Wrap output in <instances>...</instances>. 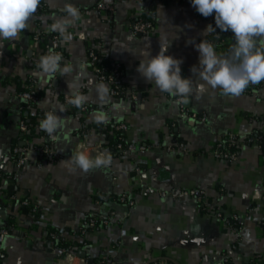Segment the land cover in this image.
<instances>
[{
    "label": "crops",
    "instance_id": "1",
    "mask_svg": "<svg viewBox=\"0 0 264 264\" xmlns=\"http://www.w3.org/2000/svg\"><path fill=\"white\" fill-rule=\"evenodd\" d=\"M101 1L115 11L98 10ZM45 2L41 17L33 15L17 37L0 42V228L9 231L0 264H100L103 259L107 264L158 259L176 264H264V146L243 141L234 160L215 153L229 133L244 140L263 136L264 82L238 96L210 87L202 94L193 92L183 105L206 115L204 121L186 116L178 97L145 80L137 71L141 50L156 55L170 44L166 54L182 59V76L203 83L192 71L199 63L194 45L210 42L211 32L204 34V29L211 21L189 1L175 0H70L80 17L68 29L71 41L60 36V64L71 71L41 74L45 46L33 35L40 31L48 39L59 34L49 26L66 15L65 0ZM150 12L154 30L133 34L132 22ZM229 32L222 44L210 42L217 54L230 52L235 38ZM91 47L105 61L121 64L124 95L112 96L109 84L87 64ZM30 82L39 99L25 110L19 93ZM70 83L79 86V94L87 96L83 103L92 109L64 103V96L72 95ZM51 109L62 122L55 134L35 128L32 139L24 137L22 116L30 114L39 125ZM121 123L127 129L117 131ZM119 136L146 149L116 152L113 145ZM26 139L50 144L59 157L41 162L29 149L26 164L19 166L13 147L24 146ZM80 141L101 145L113 157L112 164L88 171L66 167L61 161L76 155ZM124 194H131L135 203L121 201ZM23 199L37 205V213ZM110 212L116 213L117 223L82 229L91 215ZM218 212L238 222L229 225ZM61 242L71 244L78 255L61 261Z\"/></svg>",
    "mask_w": 264,
    "mask_h": 264
},
{
    "label": "clouds",
    "instance_id": "2",
    "mask_svg": "<svg viewBox=\"0 0 264 264\" xmlns=\"http://www.w3.org/2000/svg\"><path fill=\"white\" fill-rule=\"evenodd\" d=\"M41 0H0V42L12 40L28 27ZM195 10L204 17L214 15L215 26L208 24V32L231 31L235 38L227 55L217 54L214 45L202 40L195 44L199 53L198 66L192 71L202 84H195L190 77L181 74L182 59L167 55L170 44L160 47L156 55L141 50L137 71L145 80L155 83L162 91L185 102L193 92L203 93L206 88L221 89L224 94L238 96L250 85L264 81V0H190ZM63 11L66 15L55 18L49 30L60 34L64 41H71L68 31L80 17V12L70 0H65ZM62 57L50 52L41 56L39 70L41 74H54L58 71L67 74L71 71L60 64ZM73 90V104L79 106L87 96L79 94V86L70 83ZM107 90L105 89V92ZM61 119L54 109L45 113L39 121V128L49 136L61 127ZM66 167L88 171L108 163L105 156L95 158L83 152L68 160L61 161Z\"/></svg>",
    "mask_w": 264,
    "mask_h": 264
},
{
    "label": "built area",
    "instance_id": "3",
    "mask_svg": "<svg viewBox=\"0 0 264 264\" xmlns=\"http://www.w3.org/2000/svg\"><path fill=\"white\" fill-rule=\"evenodd\" d=\"M175 1H181V2H188L189 1L190 2V0H175ZM46 5L47 4H46L45 0H41V3L38 6L34 15L41 17L45 13ZM97 9L98 10L107 9V10L112 11V12L115 11V7L106 1L99 2ZM206 18H208L211 21V24H214V19L212 18V16H208ZM154 20H155V16L151 12L148 15H144V16H140V17L136 18L135 21L132 22V24H131L132 33L135 35L149 34L155 28ZM229 35H230V32H229ZM33 37L36 40H42L45 38V36H43L40 31H37L33 35ZM227 37H229V36H227ZM47 41L48 42L45 46V54L53 52V53L59 54L61 57H63V52H62L61 44H60V41H61L60 34L50 35L49 38L47 39ZM87 64L92 66L94 68V70L97 71L100 80L105 81L106 83L109 84L110 94L112 96H120V95H124L126 93V91L123 87L122 67H121V64L119 62L105 61V59L98 53V51L96 49H94L93 47H91V48H89V51H88ZM262 82H264V81H262ZM51 85L52 84H50V86ZM256 85H258V84H256ZM252 86H255V85H252ZM246 91H252V89L247 88ZM37 92H38V90L36 88V85L33 82H30L29 83V89L24 91V92H20L19 96L21 98H23L26 102L36 103L37 100L39 99ZM133 97L137 98L136 95H133ZM73 99H74V97L72 95H66V96H64L63 101L67 106H70L72 108L80 109L83 111H88V110L92 109L91 106L84 104V103H82L79 106L73 104L71 102ZM177 100L181 103L182 113H184L186 116H188L189 118H194V119L198 118V119H201L204 121L206 120V115L200 114V113L195 112V111L186 110L184 105H183L184 100L182 98L178 97ZM19 127H20V130L24 134L26 132H28V130H29V125L27 124V122L23 118L20 120V126ZM115 127H116L117 131H122V130L127 129V125L125 123L118 124ZM36 128L39 129L40 131H42L39 128V125H37ZM42 132L44 134L46 133L45 131H42ZM118 138L121 139V141L117 142L115 147H114L116 152H119L122 154H129V153H133V152H137V151H143L146 149V146H144V145H138V144L133 143V142H125V140L122 138V136H119ZM243 141H246L247 143H252V144L255 143V144L262 145V143L264 141V137L263 136L258 137V136H252L251 135V136L247 137V139L244 140L243 137H240V135H237L235 133H229L224 140H221V142L218 143V146L216 148L215 153L219 157L229 159V160H234L237 158L238 152H237V149L233 150V149H231V147H233V146L239 147V144ZM24 142H26L24 146L15 145L13 147L14 159L19 166L26 164L25 153L29 149L33 150L34 152H36L38 154L41 162H43L45 160L54 161L59 157L58 153L55 151L54 148H52V146L50 144H47V143H45V144L30 143L27 139L24 140ZM181 147H183V146H181ZM81 152H83L85 155H89L93 158H95L96 156H105L108 159L107 165L112 164L113 157L111 155H109L108 153H106L105 151H102L101 145H99V144H95L93 146H88L85 141H80L76 145V154L81 153ZM40 166H41V164H40ZM145 190L149 191V192L151 191L149 188H146ZM189 192L191 194H195L194 190H191ZM161 194L165 195L164 192H161ZM102 199H106V197L102 196ZM120 200L127 202L130 205H133L135 203V200L131 194H124L120 198ZM202 202H204L203 199H202ZM22 203L26 207L30 208V210L33 214L37 213V211H38L37 205L32 204L27 199H23ZM207 206L209 207L210 205L207 203ZM222 214L220 212H218V216H220V218H222V220L225 221L227 224L233 225V224L238 222L237 217H233V218L225 217ZM117 222H118V219H117L116 213L110 212L107 215H103V216L91 215L88 219H86L84 221V223L82 224L81 227H82V229H98L101 226L102 227H109V226H111ZM8 233H9L8 228H6V227L0 228V259L2 258L5 239L8 235ZM52 238L53 239L55 238L54 234H52ZM75 255H77V252H75V250L73 248L72 249H66L63 247L60 248L59 258L61 261H63L64 259L70 258V257H74ZM262 259H263L262 257L258 258V260H262ZM226 261H228V259H226ZM100 264H107V263L103 259V260H100ZM148 264H176V263H171L170 261H163V260L158 259V260L151 261Z\"/></svg>",
    "mask_w": 264,
    "mask_h": 264
},
{
    "label": "trees",
    "instance_id": "4",
    "mask_svg": "<svg viewBox=\"0 0 264 264\" xmlns=\"http://www.w3.org/2000/svg\"><path fill=\"white\" fill-rule=\"evenodd\" d=\"M212 18L214 19V15H212ZM213 26H215V21H214V24H213ZM227 36H229V31H227V32H221L218 28H217V32H211L210 33V38H209V40H210V42H213V43H216V44H222L224 41H225V39L227 38ZM42 42L44 43V46H46V44H47V39L46 38H44V39H42ZM225 44V43H224ZM259 85V84H258ZM255 86H257V85H255ZM255 86H252V85H250L248 88L250 89H252V91L254 90V87ZM29 89V83H28V86L26 87V88H24V89H21L20 90V92H24V91H26V90H28ZM37 94H38V96H39V92H37ZM33 104H35L34 102H26V104H25V106H24V109L25 110H27L28 108L30 109V107H32L33 106ZM22 118L23 119H25V121L27 122V124L29 125V130H28V132H26L25 134L23 133V136L24 137H26V138H28V139H32L33 137H34V134H35V131H36V121L34 120V118H31V115L30 114H28V115H23L22 116ZM260 133H263L262 135L264 136V132L263 131H260ZM119 141H121V139H116L115 140V144L113 145V147H115V145H116V143L117 142H119ZM262 146H264V141H263V143H262ZM231 149H233V150H235V149H238V147H231ZM114 151H115V149H114ZM61 246L63 247V248H66V249H72V245L71 244H69V243H67V242H61Z\"/></svg>",
    "mask_w": 264,
    "mask_h": 264
},
{
    "label": "water",
    "instance_id": "5",
    "mask_svg": "<svg viewBox=\"0 0 264 264\" xmlns=\"http://www.w3.org/2000/svg\"><path fill=\"white\" fill-rule=\"evenodd\" d=\"M81 254H82V255H84V253H83V252H81ZM81 254L79 253V255H81ZM77 255H78V254H77ZM82 255H81V256H82Z\"/></svg>",
    "mask_w": 264,
    "mask_h": 264
}]
</instances>
